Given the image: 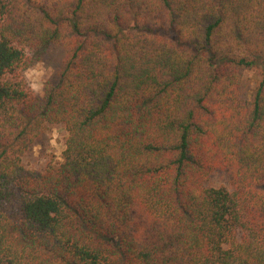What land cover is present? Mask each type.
Here are the masks:
<instances>
[{
    "label": "trees",
    "instance_id": "16d2710c",
    "mask_svg": "<svg viewBox=\"0 0 264 264\" xmlns=\"http://www.w3.org/2000/svg\"><path fill=\"white\" fill-rule=\"evenodd\" d=\"M0 264H264V0H0Z\"/></svg>",
    "mask_w": 264,
    "mask_h": 264
},
{
    "label": "rangeland",
    "instance_id": "374dc122",
    "mask_svg": "<svg viewBox=\"0 0 264 264\" xmlns=\"http://www.w3.org/2000/svg\"><path fill=\"white\" fill-rule=\"evenodd\" d=\"M65 57L66 49L62 45H50L36 55L35 64L26 71L27 77L40 100L44 95L45 83L49 80L56 81L58 79ZM243 75V97L250 99L260 81V75L254 69H245ZM46 135L48 138L46 145L32 147L23 155L26 166L43 169L49 159H62L65 148V130L60 125L49 126ZM235 173L234 168L216 171L212 175L210 183L214 186H230Z\"/></svg>",
    "mask_w": 264,
    "mask_h": 264
}]
</instances>
